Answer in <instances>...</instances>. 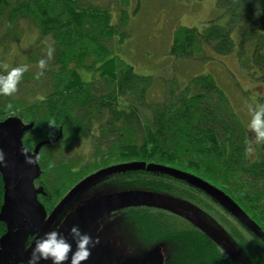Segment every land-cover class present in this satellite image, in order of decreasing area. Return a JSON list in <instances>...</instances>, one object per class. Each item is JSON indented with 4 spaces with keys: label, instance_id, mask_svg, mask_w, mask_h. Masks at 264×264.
<instances>
[{
    "label": "trees",
    "instance_id": "trees-1",
    "mask_svg": "<svg viewBox=\"0 0 264 264\" xmlns=\"http://www.w3.org/2000/svg\"><path fill=\"white\" fill-rule=\"evenodd\" d=\"M125 1L115 22L109 8L92 0H0V75L10 71L4 59L30 25L40 37L28 51V61L44 60L39 74L47 75L50 82V90L33 101L16 98V92L0 94V120L19 113L31 125L24 132V144L30 150L42 145L37 155L42 173L35 180L42 190L39 199L52 212L88 176L112 166L145 162L144 168L109 176L154 195L146 204L128 206L127 216L143 241H161L173 248L158 264H264V150L253 160L248 156L246 128L211 74L181 82L170 77L156 88L155 76L136 73L113 54L107 40L117 35L124 41L128 34ZM217 5L226 21L213 20L201 29L179 26L172 55L178 60H207L209 49L221 55L237 52L243 69L264 83V0H217ZM236 30L239 41L233 37ZM48 45L51 56L44 59ZM84 70L92 73L90 79L82 75ZM25 77L26 72L18 85ZM260 102L264 105V97ZM81 140L91 143L88 155L77 149ZM150 164L197 174L237 204L244 216L234 213L233 217L248 230L241 234L233 225L229 235L196 207L170 200L200 214L236 253L229 254L200 227L168 210L166 198L158 194L204 204L198 194L206 195L200 187L148 169ZM5 193L0 169V213ZM6 230L7 223L1 220L0 237Z\"/></svg>",
    "mask_w": 264,
    "mask_h": 264
},
{
    "label": "rangeland",
    "instance_id": "rangeland-1",
    "mask_svg": "<svg viewBox=\"0 0 264 264\" xmlns=\"http://www.w3.org/2000/svg\"><path fill=\"white\" fill-rule=\"evenodd\" d=\"M92 1L100 6L109 8L115 22H117L116 20L119 16V9L126 2L125 0ZM126 9L128 10L129 21L126 27L128 34L124 38V41H120L117 35L114 39L107 40L113 48V54L131 64L136 73L155 76L156 88H160L159 84L163 83L164 79L166 80L170 77H174L178 82H181L190 80L193 76L202 75L203 73L211 74L228 94L235 113L238 114L246 128L251 114L258 106H261L260 98L264 97V83L261 80L252 79L249 73L243 69L239 63V59H237V52L221 55L207 49L210 56L207 60H199L195 57L178 60L175 59L170 51L174 34L179 26H191L201 29L213 20L221 24L226 21V15L223 14L221 8L217 5V0H128ZM39 37L37 29L27 25L23 39L15 43L12 50L6 55L5 61L3 60L4 65L9 70L18 65L22 66L26 64L29 66L28 70L25 71L27 77L24 80L26 81L17 86L16 98H27L26 100L33 101L39 99V97H42L50 90L48 76L44 74L37 75L42 69L40 62L30 63L27 57L28 51L36 47ZM233 37L239 41L238 30L234 31ZM44 41H47V38L42 43ZM51 48L48 45V48L44 49V59L47 58ZM0 54H2V50ZM91 74V72L85 70L82 72V75L88 79L91 78ZM23 86H26V88H23ZM158 90L157 95L160 93ZM9 117L18 118L21 116L19 113H11ZM77 149L84 155H88L91 143L87 140H81L77 143ZM258 150L254 153L252 152L253 156L251 154H248V156L253 160L260 152ZM181 175L200 186H214L217 188L210 181H206L197 174L184 171L181 172ZM111 177L98 178L95 183L83 186L77 194L71 197V200L62 205V211L56 219L50 220L53 223L47 226L48 229L45 228V230L47 229L46 232L55 228L59 224L61 217H64V224L61 225L60 231L68 236L69 241L73 243V248H75L74 241L68 235V229L73 224H76L79 225L83 232H87L94 239H98V237L95 238L97 232L96 226L99 225L101 220L103 244L96 243L91 249L88 260L82 262V264H147L151 260L149 258L151 256L150 252L158 248L160 249L161 260L164 257L167 258L172 254L173 248H169V245L165 242L155 241L147 243L137 236L127 216V211L130 209L126 207L129 205L128 203L119 204L110 202L112 195L117 197L120 191L138 190V188L126 186L121 182V179L114 180ZM36 185L38 187L37 183ZM93 185L98 186L97 199L93 200L92 197L83 199L82 197L93 188ZM209 188L213 189V187ZM198 190L208 197L198 194L204 204H197L192 200L165 192H159L158 194L166 198L165 204L167 205H179L177 203L171 204L170 200H177L178 202L184 200L190 206L196 207L197 209L195 210L203 214L207 220L213 218L215 223L221 225L229 235L231 226L233 225H237L238 229L242 230L241 234H244L248 230L247 225L241 228L240 224L236 221L237 219H234L232 210H227L225 205L211 193L206 192L202 188ZM14 192L11 193L3 209L11 216L13 226L20 224L30 229L39 226L40 221L38 219L32 221L26 220L27 212L34 210L31 206L23 207L20 213L11 212L14 208L20 206L19 201L14 200L12 197ZM143 192L146 195L152 194V192L148 191ZM95 202H99V216H97L96 208L89 215V218L87 216L83 218L84 214H88V212L93 210ZM224 219H227L228 223H225ZM46 220L45 223L47 222ZM18 232L19 230L16 231V233ZM235 250L234 253H236ZM156 259H158V252ZM44 264H51V262H44Z\"/></svg>",
    "mask_w": 264,
    "mask_h": 264
},
{
    "label": "water",
    "instance_id": "water-1",
    "mask_svg": "<svg viewBox=\"0 0 264 264\" xmlns=\"http://www.w3.org/2000/svg\"><path fill=\"white\" fill-rule=\"evenodd\" d=\"M30 126L31 125L25 124L19 117H8L6 120H0V149L4 150L6 160L5 165H0L3 179L5 180L6 190L4 197L5 203L2 206L0 213V221L2 220L7 223V230L3 233L4 235L0 239V264H17L20 261L25 264L30 251L27 250L28 248L25 244L28 236L34 231L45 232V228L53 223L50 220L56 219V217L62 211V205L68 200H71V197L77 194V192H79L83 188V186L90 183H95L98 178H105L109 176V174L115 172L124 171L127 169L130 170L132 168L141 169L146 166L145 162H131L130 164L112 166L106 170H101L98 171V173L88 176L86 179L76 184V186L66 194V197H64V199L55 206L52 214L48 218H46L48 210H46L45 205H43L42 202L38 199V194L42 190L38 189L35 185V180L42 173V168L38 163L37 156L42 145L38 144V146L34 150L30 151L28 147L23 143L24 132L28 130ZM26 157H31L32 162L29 163ZM148 169H158L187 180L194 186H198L206 192L211 193L230 211L232 210V212L237 216L242 217L243 215L237 204L233 202V200L220 189L215 188L214 186L204 187L191 182L181 175V172L184 171L180 169H177L175 167H168L166 165L161 166L157 164L148 165ZM209 187H213V189H210ZM13 191L15 192L13 193L12 197L14 198V200L19 201L20 206L14 208L11 212L20 213L22 212L23 207L31 206V208H33L34 210H30L29 212H27L26 220L32 221L34 219H38L40 221L39 226H36L33 229L20 224L13 226L11 216L8 214V212L3 210ZM143 191L144 190H131L124 192L120 191L117 197H114L112 195V200L110 202L119 204L128 203V206L143 205L153 199L154 196L150 193L146 195ZM140 199H142V201H140ZM98 204L99 202H95L93 205V210L91 212H88V214H84L82 217L84 218L85 216H87V218H89V215L93 213L96 208L97 216H99L100 208H98ZM167 209L174 214L181 215L186 220L188 219L195 226H198V228L200 227L208 236H211L219 246H222L229 254H233L235 249L234 246H231V244L227 242L224 236L221 235L213 226L208 225L206 220L202 216H200V214H197L196 212L189 209L186 210L179 205H167ZM45 219H47L46 223ZM17 230H19L18 233H16ZM156 250L150 252L151 256L149 258H151V260L147 264H158L161 261V254H159L160 251L158 249ZM157 252L158 259H156Z\"/></svg>",
    "mask_w": 264,
    "mask_h": 264
},
{
    "label": "clouds",
    "instance_id": "clouds-1",
    "mask_svg": "<svg viewBox=\"0 0 264 264\" xmlns=\"http://www.w3.org/2000/svg\"><path fill=\"white\" fill-rule=\"evenodd\" d=\"M48 55L51 56V49ZM44 66L45 62L41 60L40 67L43 68ZM28 67L26 64L14 67L6 74L0 75V94L11 96L15 93L18 83ZM246 128L248 141L245 151L247 154H251L257 146L264 145V105L258 106L251 114ZM26 159L29 163L32 162L31 157H26ZM5 164V153L3 149H0V165ZM64 219L61 217L59 224L43 235L33 234L29 241L27 250L30 251L25 264H41V262L49 261L51 264H82L88 260L91 249L98 243V239H94L89 233L83 232L79 225L73 224L68 229V235L75 243V248H73V243L69 241L68 236L60 231Z\"/></svg>",
    "mask_w": 264,
    "mask_h": 264
},
{
    "label": "flooded vegetation",
    "instance_id": "flooded-vegetation-1",
    "mask_svg": "<svg viewBox=\"0 0 264 264\" xmlns=\"http://www.w3.org/2000/svg\"><path fill=\"white\" fill-rule=\"evenodd\" d=\"M2 122V121H1ZM246 131H247V129H246ZM247 136H248V131H247ZM23 143H24V141H23ZM25 145V144H24ZM27 146V145H26ZM29 149V148H28ZM257 149H259L258 151H261V150H264V145H260V146H257L256 147V149H255V151L254 152H256V150ZM30 150V149H29ZM32 150V149H31ZM30 150V151H31ZM253 152V153H254ZM253 153H251V155L253 156ZM97 188H98V186L97 185H93V188H91L89 191H87V193L85 194V196H83L82 198L83 199H85V198H88V197H92V199L94 200V199H97V197H98V191H97ZM38 199H39V195H38ZM40 201H41V199H39ZM42 202V201H41ZM42 204H43V202H42ZM53 212V211H52ZM52 212H49L48 211V213H47V216H46V218H48L51 214H52ZM96 230H97V232H96V236H95V238H97L98 237V243L99 244H103V241H102V230H101V220H100V222H99V225L98 226H96ZM45 232H46V230H45ZM45 232H43V231H34V232H32L29 236H28V238L26 239V242H25V244H26V247L27 248H29V241H30V239L32 238V236H33V234H39V235H43V233H45ZM4 234H2V236H3ZM2 236L0 237V239L2 238ZM125 254V253H124ZM126 254H128V253H126ZM17 264H24L22 261H20V262H18ZM41 264H44V262H41Z\"/></svg>",
    "mask_w": 264,
    "mask_h": 264
}]
</instances>
